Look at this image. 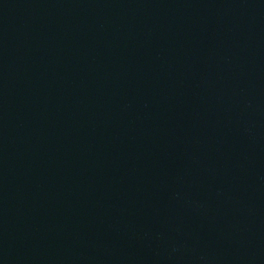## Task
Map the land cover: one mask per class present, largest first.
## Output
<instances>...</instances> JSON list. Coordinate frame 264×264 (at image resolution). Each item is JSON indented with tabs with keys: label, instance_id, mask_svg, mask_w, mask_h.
Returning <instances> with one entry per match:
<instances>
[{
	"label": "water",
	"instance_id": "1",
	"mask_svg": "<svg viewBox=\"0 0 264 264\" xmlns=\"http://www.w3.org/2000/svg\"><path fill=\"white\" fill-rule=\"evenodd\" d=\"M0 264H264V0H0Z\"/></svg>",
	"mask_w": 264,
	"mask_h": 264
}]
</instances>
